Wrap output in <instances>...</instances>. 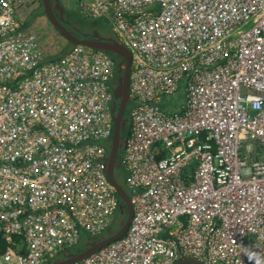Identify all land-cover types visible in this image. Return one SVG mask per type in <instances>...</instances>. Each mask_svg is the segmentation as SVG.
Returning <instances> with one entry per match:
<instances>
[{
	"label": "built area",
	"instance_id": "obj_1",
	"mask_svg": "<svg viewBox=\"0 0 264 264\" xmlns=\"http://www.w3.org/2000/svg\"><path fill=\"white\" fill-rule=\"evenodd\" d=\"M0 0V264H49L109 230L117 62L44 51ZM130 53L121 166L133 214L71 264H264V0H65Z\"/></svg>",
	"mask_w": 264,
	"mask_h": 264
},
{
	"label": "water",
	"instance_id": "obj_2",
	"mask_svg": "<svg viewBox=\"0 0 264 264\" xmlns=\"http://www.w3.org/2000/svg\"><path fill=\"white\" fill-rule=\"evenodd\" d=\"M43 5V12L53 27L66 39L71 45H83L93 49L101 50L106 53L119 57L117 65V79L116 85L113 90V105H112V122L113 133L111 143L109 146L108 157L105 163V173L114 187L116 194L119 198V209L125 211V217L120 224V227L116 231H109L103 236L89 242L84 250L77 252H69L66 255V259L59 262H52V264H71L89 254L97 251L98 249L106 246L110 242L120 238L127 230L131 221L133 209L129 193L122 188L118 181L114 177V170L119 168L118 156L121 152L123 144L122 134L126 128L125 111L127 109L128 97H129V73H130V53L126 47L117 41L114 37H103L97 31H94L91 36L86 34L83 37H77L65 25L69 24V21H64L63 15L65 12L64 7L56 2L52 5L51 0H41ZM54 10L58 13L56 16ZM175 264H202L195 259L186 258L176 262Z\"/></svg>",
	"mask_w": 264,
	"mask_h": 264
},
{
	"label": "rangeland",
	"instance_id": "obj_3",
	"mask_svg": "<svg viewBox=\"0 0 264 264\" xmlns=\"http://www.w3.org/2000/svg\"><path fill=\"white\" fill-rule=\"evenodd\" d=\"M59 2L61 3V5H63V7L67 11L70 12L69 16L74 22V25L80 27L81 30L83 29L90 30L93 28L103 37H109V36L114 37V34L106 20L98 19L92 22H86V21L80 20V18L76 16L73 10H70L69 8H67L65 0H59ZM24 6H25L26 12H23L24 13L23 17L27 16L26 19H29V20L32 19L33 26L36 30V33L38 34L40 38V43L42 44L45 52H47L50 55L56 56L59 53H61V51H64V49L71 46V45H68V42L66 41V39L62 37V35L53 27V25L44 15V13L42 12L43 8H41L40 0H33L31 3H26ZM90 24H93L92 28L89 27ZM129 108H130V105H128L125 111V119H126L127 128H129ZM119 155L122 156L121 153ZM114 175L117 178L118 177L120 178L121 180L120 185L122 186V188H124L127 191L126 184H125L126 174L121 165L119 169L114 170ZM124 217H125V211L119 209L118 207L117 210L115 211V215L113 216L111 220V224H110L112 232L116 231L120 227V224L123 221ZM95 239H96L95 237L91 239L89 238L84 239L81 245L79 246H86L89 242Z\"/></svg>",
	"mask_w": 264,
	"mask_h": 264
},
{
	"label": "flooded vegetation",
	"instance_id": "obj_4",
	"mask_svg": "<svg viewBox=\"0 0 264 264\" xmlns=\"http://www.w3.org/2000/svg\"><path fill=\"white\" fill-rule=\"evenodd\" d=\"M51 2H52V5H54L56 2H59V0H51ZM54 12H55V14H56V16L57 17H59V15H58V13L54 10ZM69 11H67L66 9H65V12H64V15H63V19H64V21H69V24H67V25H65L66 26V28L67 29H69L70 31H73L72 33L74 34V35H76L77 37H83V35L84 34H86V35H88V36H91L92 35V33L94 32V31H96V30H94L92 27H93V24H90V28H92V29H90V30H81V28L80 27H78V26H75L74 25V23H73V21H72V19L70 18V16H69ZM71 27V28H70ZM84 248V246H79V244L78 245H76L75 247H73V248H71L70 250H68L67 252H65L64 254H61L60 256H58L54 261H56V262H59V261H62V260H64V259H66V255L69 253V252H77V251H79V250H84L83 249Z\"/></svg>",
	"mask_w": 264,
	"mask_h": 264
},
{
	"label": "clouds",
	"instance_id": "obj_5",
	"mask_svg": "<svg viewBox=\"0 0 264 264\" xmlns=\"http://www.w3.org/2000/svg\"><path fill=\"white\" fill-rule=\"evenodd\" d=\"M41 1V0H40ZM42 2V1H41ZM60 3V2H59ZM61 4V3H60ZM67 5V4H66ZM63 6V5H62ZM42 8H43V5H42ZM67 8H69L68 6H67ZM65 9V8H64ZM70 10H72L71 8H69ZM42 12H43V10H42ZM74 12V11H73ZM44 13V12H43ZM75 13V12H74ZM76 14V13H75ZM77 16V15H76ZM80 18V17H79ZM80 20H82L81 18H80ZM27 21H29V19H27ZM83 21H85V20H83ZM86 22H92V21H86ZM30 23H32V19H31V21H30ZM29 23V24H30ZM74 23V22H73ZM68 45H71L70 43H68ZM72 46H74V45H71L70 47H68V48H66V49H64V52L66 51V50H68L69 48H71ZM109 54V53H108ZM109 55H111L112 56V54H109ZM119 58V57H118ZM118 62H119V60L117 61V65H118ZM117 82V81H116ZM116 85V84H115ZM127 107H128V104H127ZM124 139L125 138H123V141H124ZM121 153V152H120ZM119 153V154H120ZM119 157V156H118ZM120 165H121V163H120ZM120 165H119V167H120ZM109 231H112L111 230V226H110V230H108V231H106L104 234H102L101 236H103V235H105L106 233H108ZM100 237V236H99ZM98 237V238H99ZM91 238H93V237H89V239H91ZM96 239H97V237H95ZM83 241H81L80 243H79V245H81V243H82ZM86 248V246H84V248L83 249H85ZM62 254H64V253H62ZM61 254H59V255H57V256H55V257H53V258H51L50 259V261H49V264H52V262H54V260L58 257V256H60ZM247 258H248V260L249 261H252V260H254L255 259V264H262V262H261V260L260 259H258V258H256V254L254 253V252H247Z\"/></svg>",
	"mask_w": 264,
	"mask_h": 264
},
{
	"label": "trees",
	"instance_id": "obj_6",
	"mask_svg": "<svg viewBox=\"0 0 264 264\" xmlns=\"http://www.w3.org/2000/svg\"><path fill=\"white\" fill-rule=\"evenodd\" d=\"M40 4H41V8H42V2L40 1ZM39 13H41V12H39ZM30 21H31V19L29 20V21H27V24H29L30 23ZM79 22V21H78ZM63 52V53H62ZM60 54H58V55H56V57H60V56H62L63 54H64V51H62ZM54 58H55V56H54ZM112 58L117 62L118 60H119V58L117 57V56H115V55H112ZM118 76V75H117ZM127 133H128V128H127V126H126V128H125V131H124V133L122 134V138H125L126 137V135H127ZM120 156V155H119ZM121 157V156H120ZM120 157H118V161H117V163L120 165V163H121V159H120ZM119 169V168H118ZM114 177H115V179L118 181V183L120 184L121 183V180H120V178L118 177H116L115 175H114ZM5 246H6V244H5V242H3V240H0V251H4V249H5Z\"/></svg>",
	"mask_w": 264,
	"mask_h": 264
},
{
	"label": "bare ground",
	"instance_id": "obj_7",
	"mask_svg": "<svg viewBox=\"0 0 264 264\" xmlns=\"http://www.w3.org/2000/svg\"><path fill=\"white\" fill-rule=\"evenodd\" d=\"M39 5V4H38ZM37 5V6H38ZM65 5V4H64ZM38 10V9H37ZM26 12V11H25ZM32 12V11H31ZM34 13V12H33ZM37 18H39V17H37ZM47 24V23H46ZM71 28V27H70ZM45 32V31H44ZM71 32H73V31H71ZM46 38V37H45ZM66 44V43H65ZM62 52V51H61ZM63 53V52H62ZM55 54V53H54ZM60 54V53H59ZM56 57V56H55ZM109 230H110V228H109Z\"/></svg>",
	"mask_w": 264,
	"mask_h": 264
}]
</instances>
